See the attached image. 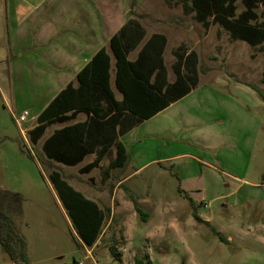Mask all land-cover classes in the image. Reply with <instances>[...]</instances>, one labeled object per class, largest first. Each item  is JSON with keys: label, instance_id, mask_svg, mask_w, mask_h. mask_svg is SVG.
<instances>
[{"label": "rangeland", "instance_id": "374dc122", "mask_svg": "<svg viewBox=\"0 0 264 264\" xmlns=\"http://www.w3.org/2000/svg\"><path fill=\"white\" fill-rule=\"evenodd\" d=\"M237 7L239 15L245 9L242 0ZM257 13L256 23H264V4ZM173 19L175 46L186 43L196 50L204 72L226 73L246 86L233 80L208 84L205 79L199 92L161 116L162 126L139 129V147L146 153L159 156L168 150L166 144L173 143L177 152L195 154L207 163L193 166L203 178L185 193L170 164H166L169 172L152 167L128 183L135 193L125 187L127 199L138 196L149 201L140 204L148 222L137 214L136 227L131 220L128 223L130 245L124 222L133 211L117 202L102 205L107 220L98 246L87 248L90 257L59 202L50 174L59 171L90 199L103 187L108 194L109 185L101 184L98 170L82 175L78 168L67 170L50 162L42 141H31L34 125L26 123L23 134L0 101V209L10 212L25 237L30 264H134L135 257L146 254L153 264H264V100L258 92L264 94V45L232 42L219 26L205 30L181 7L173 10ZM117 97L121 99L119 93ZM177 118L186 130L175 125ZM164 121L173 137L155 135V129L165 127ZM5 195L13 201L1 198ZM194 210L209 224L197 222ZM114 247L122 263L112 256ZM0 264H12L1 244Z\"/></svg>", "mask_w": 264, "mask_h": 264}, {"label": "crops", "instance_id": "0c3cea01", "mask_svg": "<svg viewBox=\"0 0 264 264\" xmlns=\"http://www.w3.org/2000/svg\"><path fill=\"white\" fill-rule=\"evenodd\" d=\"M177 7H181L184 15L191 16L205 30L218 26L206 27L204 23L199 22L196 13L192 10L191 0H0V101L13 120L15 116L28 111L30 115L27 123L34 125L32 130L39 126L38 117L62 91L69 85L74 88L79 87L78 75L102 50H105L111 59L112 91L117 101H123L124 96L116 87V58L111 49V40L119 34H122L129 50L128 60L133 63L140 60L148 63V70L152 69L150 84L161 93L173 96L187 88L191 89L188 94L149 120L139 122L135 115L121 114L115 119L110 132H104L102 124L108 118H94L93 114L83 112L66 123L52 124L36 143L42 141L44 154L45 142L57 131L84 122L94 126L87 139L90 154L77 166L66 167L67 170L78 168L81 174L87 165L99 161L97 168L82 175H91L98 170L101 174V184L109 185L107 190L109 193L102 192L103 187L99 194H94L91 196L92 199H88L96 202L100 208L107 204L114 206L117 202L120 208L124 207L128 212L130 209L133 211L131 218H127L124 222L128 245L132 241L128 223L131 220L130 223L135 226L133 222L137 218L132 198L139 205L149 203L148 197L132 196L130 200L127 199L125 187L132 190L128 183L152 167H159L163 172H169L167 165L170 164L185 193L186 190L197 188L194 184H198L203 178L193 166L207 163L195 154L177 152L172 146L173 143L166 144L168 150L159 156L156 153H146L145 148L139 147L141 144L139 129L148 124L149 128L151 124L155 127L162 126L161 116L199 92L205 79L208 84L215 81L225 84L231 80L235 81L226 73L211 75L209 71L204 72L201 69L199 53L189 49L186 43L175 46L173 10ZM178 79L182 80L178 85L179 89H174ZM118 93L121 99L117 97ZM106 105L102 103V106ZM181 121L177 118L175 125H180L182 131L186 130ZM53 126L57 128L46 135ZM164 126V128H154L157 131L155 135L173 137L172 128L168 127L166 121ZM190 128L193 129L195 126L190 125ZM174 141L176 145H181L178 144L181 140ZM117 142L125 146L128 162L124 168L110 171L109 165L117 157ZM108 159L107 166H104L103 163ZM127 168L130 169L128 173L122 172ZM62 176L66 181L68 180L64 175ZM57 196L62 204L59 195ZM108 198L110 202L106 203ZM114 215L113 211L111 220ZM98 243L99 241L90 249L94 250ZM81 245L90 255L88 247L82 242ZM122 261L123 259L120 262Z\"/></svg>", "mask_w": 264, "mask_h": 264}, {"label": "trees", "instance_id": "16d2710c", "mask_svg": "<svg viewBox=\"0 0 264 264\" xmlns=\"http://www.w3.org/2000/svg\"><path fill=\"white\" fill-rule=\"evenodd\" d=\"M239 0H191L196 19L206 27L218 25L222 27L233 41H243L252 47L264 45V23L257 24V9L264 0H242L244 11L237 14ZM111 49L116 58V87L124 99L119 102L111 88V59L105 50L100 51L78 75L79 87L69 85L62 91L38 117L39 126L30 132L31 141L36 144L45 134L47 128L54 123H66L77 117L79 113H91L94 118H108L102 125L104 132H110L115 119L125 113L138 117V121L149 120L170 104L176 102L190 92V88L174 94L165 95L150 84L148 63L130 62L129 50L123 41L122 34L111 40ZM149 71V74H148ZM174 89H179V83ZM264 84V77L262 80ZM264 100V94L259 90ZM106 103V106H102ZM70 114V115H69ZM92 128L89 123H78L57 131L43 146L44 154L50 161L65 166H77L90 154L87 139ZM117 157L109 165V170L124 168L128 162V154L121 142L116 143ZM99 166V161L87 165L81 174H88ZM50 181L55 186L63 207L71 218L79 239L88 248H93L99 241L106 222V213L100 206L75 190L56 170L50 174ZM182 193H184L182 191ZM187 196V195H186ZM8 198L13 201L11 195ZM134 209L143 222H148L149 215L143 211L138 202L132 198ZM194 219L202 221L194 210ZM221 240L224 237L220 236ZM0 244L9 256L12 264H30L25 237L10 212L0 209ZM115 260L122 256L117 249L111 248ZM134 264H153L149 255L135 257Z\"/></svg>", "mask_w": 264, "mask_h": 264}, {"label": "built area", "instance_id": "2783aa9c", "mask_svg": "<svg viewBox=\"0 0 264 264\" xmlns=\"http://www.w3.org/2000/svg\"><path fill=\"white\" fill-rule=\"evenodd\" d=\"M29 112L25 111L21 115L15 116L14 121L18 128L21 130V132L24 134V125L27 123L29 118ZM80 264H83L82 262Z\"/></svg>", "mask_w": 264, "mask_h": 264}, {"label": "clouds", "instance_id": "9594fccd", "mask_svg": "<svg viewBox=\"0 0 264 264\" xmlns=\"http://www.w3.org/2000/svg\"><path fill=\"white\" fill-rule=\"evenodd\" d=\"M19 15H23V13H19ZM18 22H22V21H18ZM150 235H153V234H150Z\"/></svg>", "mask_w": 264, "mask_h": 264}]
</instances>
